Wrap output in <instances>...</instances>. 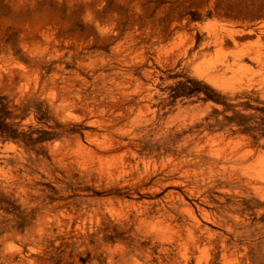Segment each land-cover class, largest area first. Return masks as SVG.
Returning <instances> with one entry per match:
<instances>
[{
    "label": "rangeland",
    "instance_id": "rangeland-1",
    "mask_svg": "<svg viewBox=\"0 0 264 264\" xmlns=\"http://www.w3.org/2000/svg\"><path fill=\"white\" fill-rule=\"evenodd\" d=\"M119 263L264 264V0H0V264Z\"/></svg>",
    "mask_w": 264,
    "mask_h": 264
},
{
    "label": "bare ground",
    "instance_id": "bare-ground-1",
    "mask_svg": "<svg viewBox=\"0 0 264 264\" xmlns=\"http://www.w3.org/2000/svg\"><path fill=\"white\" fill-rule=\"evenodd\" d=\"M189 234H191L192 235V233H189ZM182 239V241H183V237L181 238ZM192 242L194 243V245H198V242H197V240L194 238V236H192ZM181 241V240H180ZM180 243V242H179ZM178 246H182V247H184V249L185 250H187L188 252H189V250H190V248H188V246H186V244H181V245H178ZM192 247V246H191ZM194 247V246H193ZM176 248V247H175ZM196 248H197V246H196ZM183 249V248H182ZM181 249V250H182ZM173 250V249H172ZM171 249H164V251H166V252H168L169 253V260H171L172 262H174V263H177V260H176V258H172V257H170V254H171V251H172ZM178 251H181V250H179V249H177ZM138 251V250H137ZM184 251V250H183ZM195 251V250H194ZM122 254V253H121ZM187 254V253H186ZM189 254V253H188ZM193 254V253H192ZM126 255V254H125ZM178 255H180V254H178ZM188 257H191V256H189L188 255ZM186 258H187V256H186ZM151 259V258H150ZM186 260V259H185ZM121 261V260H120ZM126 261V260H125ZM136 261V260H135ZM187 261H188V258H187ZM121 262H123V261H121ZM189 262V261H188ZM187 262V263H188ZM124 263V262H123ZM120 264V263H119ZM122 264V263H121ZM149 264V263H148Z\"/></svg>",
    "mask_w": 264,
    "mask_h": 264
}]
</instances>
